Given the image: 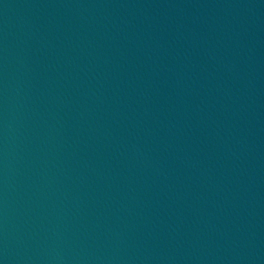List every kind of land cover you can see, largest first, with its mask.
I'll use <instances>...</instances> for the list:
<instances>
[{"label": "water", "instance_id": "95a60500", "mask_svg": "<svg viewBox=\"0 0 264 264\" xmlns=\"http://www.w3.org/2000/svg\"><path fill=\"white\" fill-rule=\"evenodd\" d=\"M0 264H264V0H0Z\"/></svg>", "mask_w": 264, "mask_h": 264}]
</instances>
